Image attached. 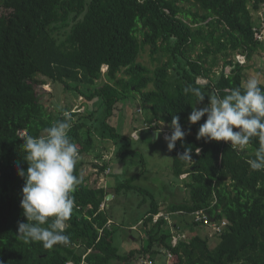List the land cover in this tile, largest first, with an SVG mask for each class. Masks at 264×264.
I'll return each instance as SVG.
<instances>
[{
	"label": "trees",
	"instance_id": "trees-1",
	"mask_svg": "<svg viewBox=\"0 0 264 264\" xmlns=\"http://www.w3.org/2000/svg\"><path fill=\"white\" fill-rule=\"evenodd\" d=\"M263 2L0 0V264H154L157 254L170 264H264V171H253L248 163L255 158L258 138L243 148L198 140L206 115L195 124L188 121L193 107L207 106L210 97H223L246 80L251 59L264 51L253 28V14ZM145 51L157 63L153 69L139 61ZM236 54L245 62L235 61ZM227 66L229 71L221 70ZM199 77L207 82H198ZM48 81L89 100L100 97L98 110L48 112L42 101L47 91L39 88ZM260 85L264 88V80ZM186 86L199 87L204 100L185 94ZM136 96L150 125L164 122L171 133L175 115L182 130L190 129L176 141L171 158L173 176L186 174L189 192L188 198L164 205L150 194L149 208L135 220L144 243L120 254L114 244L119 224L107 207L133 187L139 173L104 187L84 176L82 168L95 146L94 134L119 144L118 160L134 151L128 149L132 137L119 132L111 119L122 100ZM65 113L72 119L69 137L79 149L74 174L82 183L72 193L69 243L47 249L18 236V223L27 222L20 206L25 179L18 168L28 167L21 138L44 135ZM186 148L192 160L179 157ZM91 165L98 174L112 170L109 161ZM197 211L205 218L196 219ZM194 227L207 231L200 235Z\"/></svg>",
	"mask_w": 264,
	"mask_h": 264
},
{
	"label": "clouds",
	"instance_id": "clouds-1",
	"mask_svg": "<svg viewBox=\"0 0 264 264\" xmlns=\"http://www.w3.org/2000/svg\"><path fill=\"white\" fill-rule=\"evenodd\" d=\"M184 92L193 94L197 101L204 100L199 87L186 86ZM205 115L196 133L198 140L230 141L231 147L243 148L252 138H258L259 148L248 163L253 171H264V88L256 77H249L223 97H210L203 108L193 107L188 121L195 124ZM71 127V115L65 113L63 120L44 130V135L21 138L28 167L18 168V174L25 179L20 206L27 222L18 223V236L26 243L40 242L47 249L69 243L66 226L75 204L72 193L82 183V177L74 174L79 149L69 137ZM171 128V134L164 137L169 150L190 133V129L182 130L175 115ZM190 152L186 148L179 157L192 160Z\"/></svg>",
	"mask_w": 264,
	"mask_h": 264
},
{
	"label": "rangeland",
	"instance_id": "rangeland-1",
	"mask_svg": "<svg viewBox=\"0 0 264 264\" xmlns=\"http://www.w3.org/2000/svg\"><path fill=\"white\" fill-rule=\"evenodd\" d=\"M253 18V28L256 32L258 31L257 38L264 41L263 4L253 14ZM258 56L251 59L250 63H253V65L246 73V80L249 77H256L259 81L264 80V51L260 52ZM234 60L241 63L245 62L241 54H236ZM139 61L149 69H153L157 65L156 62L150 60L147 51L141 54ZM222 69L229 71L228 66L225 68L221 67ZM105 70L106 67H103V72ZM104 79L103 77L102 81ZM205 81L202 77L198 78L200 83ZM39 88L47 91L42 101L46 110L54 114L62 107H68L70 109L69 112L79 111L86 114L98 110L101 104L100 97L96 96L89 100L79 93L70 94L59 83L48 81L47 84ZM77 107H80V109H77ZM148 118L150 116H148L142 101L137 96L122 100L120 106L116 109L115 116L111 119V123L116 126L119 132L133 138L130 140L128 149H133L134 151L131 154L125 153L122 159L118 160L116 151L119 144L112 139H101L94 134L95 146L84 159L86 165L82 168L84 176H88L91 182L96 180L97 185L104 187H113V185H117L123 179L139 173L131 182L133 187L127 191L122 190L119 196L117 195L107 207L109 216L119 224V228L114 234V244L118 247L120 254H126L130 249L140 247L144 243V238H140L143 231L140 229V225L135 222L143 217L149 208L150 194L154 195L161 205L168 202H180L188 198L189 191L184 186V180L188 179L187 176H173L171 172L173 149L169 150L167 141L158 140V138H164L165 135H170L171 133H169L166 123L158 122L150 125ZM150 130L153 132V136L149 132ZM22 134L24 133L21 132ZM138 137L139 139L136 140ZM108 161L112 165V170L109 174L107 170L98 174V167L91 165V163L102 165ZM191 221V219H188L187 223H191ZM132 225L135 227H132ZM194 230L200 235H204L207 231L206 228L203 230L199 227H194ZM207 234L211 233L207 232ZM80 252H83V250H80ZM111 264H141V262L140 260L136 262L131 260L128 263H124L112 260ZM154 264H170V260L166 259L162 254H157L154 255Z\"/></svg>",
	"mask_w": 264,
	"mask_h": 264
},
{
	"label": "built area",
	"instance_id": "built-area-1",
	"mask_svg": "<svg viewBox=\"0 0 264 264\" xmlns=\"http://www.w3.org/2000/svg\"><path fill=\"white\" fill-rule=\"evenodd\" d=\"M263 5H264V2L262 3ZM258 36V31L256 32V37ZM222 142H225V141H223V140H221ZM104 202L101 204V207L103 208L104 207ZM160 215V214H159ZM195 218L196 219H200V218H205V216L202 214V212H199V211H197V212H195ZM223 223V222H222ZM216 229H218V227H216ZM173 242H175V239H173ZM141 262V264H151V262H146V261H140ZM67 264H73L72 262H69V263H67Z\"/></svg>",
	"mask_w": 264,
	"mask_h": 264
},
{
	"label": "water",
	"instance_id": "water-1",
	"mask_svg": "<svg viewBox=\"0 0 264 264\" xmlns=\"http://www.w3.org/2000/svg\"><path fill=\"white\" fill-rule=\"evenodd\" d=\"M110 197H112V196H111V195H108V196H107V198H110Z\"/></svg>",
	"mask_w": 264,
	"mask_h": 264
},
{
	"label": "crops",
	"instance_id": "crops-1",
	"mask_svg": "<svg viewBox=\"0 0 264 264\" xmlns=\"http://www.w3.org/2000/svg\"><path fill=\"white\" fill-rule=\"evenodd\" d=\"M112 198V197H111ZM109 199V198H108ZM133 227H135V226H133Z\"/></svg>",
	"mask_w": 264,
	"mask_h": 264
}]
</instances>
